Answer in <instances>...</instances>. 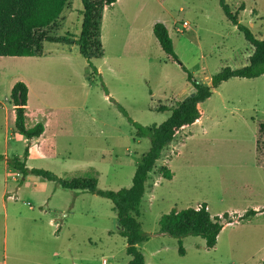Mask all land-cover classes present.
I'll list each match as a JSON object with an SVG mask.
<instances>
[{
  "label": "rangeland",
  "instance_id": "obj_1",
  "mask_svg": "<svg viewBox=\"0 0 264 264\" xmlns=\"http://www.w3.org/2000/svg\"><path fill=\"white\" fill-rule=\"evenodd\" d=\"M226 2L256 37L264 34V0ZM81 10V0H68L52 35L77 37ZM134 20L148 39L127 31ZM156 22L167 27L179 62L153 36ZM101 28L103 55L92 60L97 74L75 45L45 42L40 56H0V264H127L110 200L22 178L7 160L25 159L27 167L61 178L95 179L100 189L129 187L150 142L136 136L115 103L133 121L159 125L171 111L157 107H171L193 90L179 63L210 84L223 68L244 66L252 50L218 0H121L105 12ZM17 81L28 87L26 127L45 126L39 138L15 129L10 92ZM203 108L202 119L164 148L146 183L137 217L147 236L138 245L145 264H251L243 256L264 245V150L256 152L264 74L221 83ZM162 165L173 171L171 179L160 174ZM203 202L213 216L253 204L263 210L247 225L228 227L215 249L200 236L159 233L162 214Z\"/></svg>",
  "mask_w": 264,
  "mask_h": 264
},
{
  "label": "trees",
  "instance_id": "obj_2",
  "mask_svg": "<svg viewBox=\"0 0 264 264\" xmlns=\"http://www.w3.org/2000/svg\"><path fill=\"white\" fill-rule=\"evenodd\" d=\"M116 0H81L80 11L82 21L80 33L77 37L52 35V27L67 5L68 0H0V56L29 57L40 56L45 42L75 45L92 67L95 74L97 68L92 65V60L103 55L101 43V21L103 9L110 6ZM218 3L233 25L243 34L245 40L252 46V52L248 62L239 68H223L215 74L210 84L200 83L194 79L191 72L182 65L186 72V79L193 87L192 92L183 100L173 106L160 105L159 110H170L169 117L159 125H142L128 115L127 111L118 103L117 108L123 113L127 121L136 130V136L148 137L150 146L145 151L136 165L129 187L117 190L100 189L95 179H86L80 176L71 178L58 177L53 172L42 168H29L25 159L11 158L7 165L18 171L22 178L34 175L42 180L54 181L64 189L74 191H90L111 201L112 209L118 218L120 227L118 232L126 241V254L130 257L127 264H145V258L138 245L147 239L137 217L139 206L146 190V183L150 173L154 169L164 148L187 127L198 123L203 115V103L212 95V90L221 83L231 78H256L264 74V34L258 38L248 27L241 24L236 12L232 11L226 0H218ZM242 9V8H240ZM152 33L162 51L178 61L173 49L172 39L168 29L162 22L154 23ZM179 62V61H178ZM105 93L108 90L105 86ZM10 99L14 110V126L19 134L30 140L38 138L44 131V124L37 122L27 128L26 105L28 99V87L22 81H17L11 88ZM264 150V121L258 125L256 138L257 154ZM27 151L25 152V156ZM3 158L0 155V160ZM160 174L171 179L172 173L166 165L160 167ZM205 203H201L199 209L187 207L181 210L173 209L162 214L158 219L159 233L168 234L177 238L188 235L200 236L205 241L208 249L213 248L217 242V236L225 222H230L227 213L223 214L224 220L219 216H212ZM253 210L246 211L245 215L253 214ZM179 252L184 250L179 245ZM264 264V259L259 263Z\"/></svg>",
  "mask_w": 264,
  "mask_h": 264
},
{
  "label": "crops",
  "instance_id": "obj_3",
  "mask_svg": "<svg viewBox=\"0 0 264 264\" xmlns=\"http://www.w3.org/2000/svg\"><path fill=\"white\" fill-rule=\"evenodd\" d=\"M121 2V0H116L114 3H112L110 6H106L104 7L103 9V13H102V24H103V20H104V16H105V12L106 11H109V10H112V11H115L117 5ZM122 15V14H121ZM186 21V20H185ZM154 23L152 24V27H153ZM189 25V24H188ZM127 28V31L128 32H131V36H134L135 38L139 39V38H143L145 36H147V39L149 38L148 36V33L146 31V29L144 28V26L141 24V23H138L136 20H134L132 22V24H128V26L126 27ZM102 29V28H101ZM153 34V33H152ZM127 45L129 46V41L127 43ZM252 52V50H251ZM251 54V53H250ZM249 54V55H250ZM248 55V57H249ZM247 57V58H248ZM247 62H248V59H247ZM26 110H27V105H26ZM14 117H15V114H14ZM45 120H46V116L43 117V122L45 123ZM45 127V126H44ZM45 129V128H44ZM44 133V132H43ZM42 133V134H43ZM42 136V135H40ZM39 136V137H40ZM38 137V138H39ZM34 139V138H32ZM36 139V138H35ZM170 169V168H169ZM171 171V170H170ZM173 171H171L172 173ZM174 175V173H173ZM30 175L26 176L25 178H29ZM37 177V176H36ZM38 178V177H37ZM172 178V177H171ZM3 198L6 197V191L3 193ZM205 203V202H203ZM206 204V203H205ZM207 206V210L209 211V206L206 204ZM197 207V206H196ZM195 207V208H196ZM249 210H253L254 213L253 214H249V215H245L246 211H249ZM249 210H246V211H235V210H229V211H225L224 213H227L229 219L231 220L230 222H225L221 231L219 232L218 236H217V242H216V245L211 248V249H215L219 243V239H220V236L221 234L224 233V231H226L228 229V227H232L234 225H247L249 223H251L252 219L254 217H257L258 214H260L263 210L262 207H259V205L257 204H253L252 207L249 209ZM224 213H220L218 214L217 216L219 217H223V214ZM213 216V215H212ZM227 235H228V232H227ZM257 256V257H256ZM264 259V245L262 247H260L258 250H255V251H249L248 253H246L244 256H243V260H245L246 262H251V264H259L262 260Z\"/></svg>",
  "mask_w": 264,
  "mask_h": 264
},
{
  "label": "built area",
  "instance_id": "obj_4",
  "mask_svg": "<svg viewBox=\"0 0 264 264\" xmlns=\"http://www.w3.org/2000/svg\"><path fill=\"white\" fill-rule=\"evenodd\" d=\"M182 26L185 27V28H187L188 27V22L187 21H183L182 22ZM199 207H200V205H198L196 208L199 209ZM220 218H222V217H220Z\"/></svg>",
  "mask_w": 264,
  "mask_h": 264
},
{
  "label": "water",
  "instance_id": "obj_5",
  "mask_svg": "<svg viewBox=\"0 0 264 264\" xmlns=\"http://www.w3.org/2000/svg\"><path fill=\"white\" fill-rule=\"evenodd\" d=\"M114 223H115V227H120L121 228V226L119 225V221H118L117 217L114 219Z\"/></svg>",
  "mask_w": 264,
  "mask_h": 264
}]
</instances>
